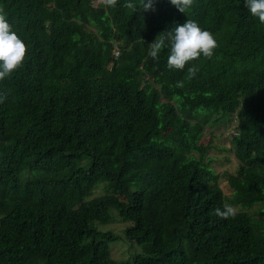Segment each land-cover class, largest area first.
Returning a JSON list of instances; mask_svg holds the SVG:
<instances>
[{"label":"trees","instance_id":"trees-1","mask_svg":"<svg viewBox=\"0 0 264 264\" xmlns=\"http://www.w3.org/2000/svg\"><path fill=\"white\" fill-rule=\"evenodd\" d=\"M124 3L0 0L28 47L0 82V264H264V24L245 0ZM188 18L219 45L192 79L148 49ZM233 117L227 195L201 140Z\"/></svg>","mask_w":264,"mask_h":264},{"label":"clouds","instance_id":"clouds-1","mask_svg":"<svg viewBox=\"0 0 264 264\" xmlns=\"http://www.w3.org/2000/svg\"><path fill=\"white\" fill-rule=\"evenodd\" d=\"M100 3L105 7L115 8L118 0H100ZM154 3L155 0H125L122 6L133 12L138 8L148 11L154 10ZM169 3L179 12L187 14L194 7L196 0H169ZM245 6L251 17L264 24V0H245ZM218 47L214 34L203 29L196 20L189 18L185 23L177 24L171 30L158 34L154 42L148 45L150 57L157 61L163 49L169 50L167 56L169 70L183 71L186 65L192 63V66L187 68L188 79L194 78L198 72L193 62L201 56L211 60ZM27 51V45L7 20L4 8L0 7V82L11 78L14 72L23 68ZM120 55L121 50L116 47L113 56L118 59ZM175 87H184L183 80L177 81ZM7 95L6 92L0 91V103L7 99ZM214 214L221 219H229L234 218L237 212L234 206L225 204L223 209L216 208Z\"/></svg>","mask_w":264,"mask_h":264},{"label":"rangeland","instance_id":"rangeland-1","mask_svg":"<svg viewBox=\"0 0 264 264\" xmlns=\"http://www.w3.org/2000/svg\"><path fill=\"white\" fill-rule=\"evenodd\" d=\"M92 4L100 7H105L100 0H90ZM233 122L227 126H212L207 127L204 132V136L201 140V143H204L208 147V157H213L215 160L212 163V167L215 172L220 174L222 177V187L225 194L230 195L231 189L224 184L227 181V177L230 175H235L237 173L238 161L235 158L231 145V136L233 132H236V122L237 118L233 117ZM224 148V149H222ZM224 181V182H223ZM103 186V185H100ZM99 186V187H100ZM106 191L103 190V187L95 191V196H101L105 194ZM129 226V224L121 221L120 219L116 220L108 225L100 226L104 231H113L116 234L123 235L124 230ZM128 247L125 245V242L116 241L115 245L112 247V257L114 260H123L128 256ZM141 251V250H140Z\"/></svg>","mask_w":264,"mask_h":264}]
</instances>
